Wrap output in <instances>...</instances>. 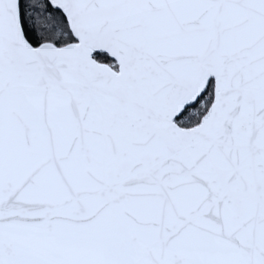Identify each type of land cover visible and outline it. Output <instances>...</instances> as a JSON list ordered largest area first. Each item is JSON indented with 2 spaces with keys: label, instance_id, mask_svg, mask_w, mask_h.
Wrapping results in <instances>:
<instances>
[{
  "label": "snow or ice",
  "instance_id": "6c2138e0",
  "mask_svg": "<svg viewBox=\"0 0 264 264\" xmlns=\"http://www.w3.org/2000/svg\"><path fill=\"white\" fill-rule=\"evenodd\" d=\"M0 264H264V0H0Z\"/></svg>",
  "mask_w": 264,
  "mask_h": 264
}]
</instances>
